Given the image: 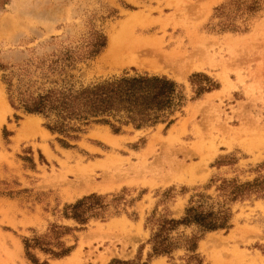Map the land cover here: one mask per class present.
Wrapping results in <instances>:
<instances>
[{"label":"rangeland","instance_id":"1","mask_svg":"<svg viewBox=\"0 0 264 264\" xmlns=\"http://www.w3.org/2000/svg\"><path fill=\"white\" fill-rule=\"evenodd\" d=\"M131 12L147 19L135 25L137 36L210 40L207 65L175 75L104 62L108 31ZM56 61L55 71L85 84L125 71L166 75L182 85L184 105L170 124L115 131L92 122L74 132L77 138L67 137L49 129L44 115L15 108L6 82L54 79L59 74L49 69ZM200 87L207 89L198 94ZM0 95L7 105L0 120V264H37L28 252L40 264H264V191L228 194L233 184L264 177V0H0ZM32 116L37 125L18 136ZM108 154L120 159L111 167L124 176L114 186L82 190L75 170ZM91 173L102 181L101 168ZM94 193L105 196L100 215L85 223L65 215L68 205ZM199 193L211 196L215 209H230L229 226L202 234L181 225L176 233L201 235L196 251L150 256L149 218H180ZM59 242L71 248L68 254L42 248L59 250ZM220 255L227 260L218 263Z\"/></svg>","mask_w":264,"mask_h":264},{"label":"trees","instance_id":"2","mask_svg":"<svg viewBox=\"0 0 264 264\" xmlns=\"http://www.w3.org/2000/svg\"><path fill=\"white\" fill-rule=\"evenodd\" d=\"M105 45V41L95 44L98 52ZM65 60H73L67 58ZM60 61L51 64L50 73L55 74ZM58 77L41 80L19 79L17 85L12 78L6 79L10 92L11 103L15 108H23L29 113H39L48 120L47 127L53 131L64 133L67 137L77 138L74 132L82 131L84 126L92 122L110 124L115 131L122 125L133 124L136 128L155 125L159 122L174 121L176 111L184 105L185 95L183 87L174 79L166 75L149 74L143 72L130 73L125 71L118 76H112L89 84L81 83L74 74H67L63 69L58 71ZM206 76V75H203ZM207 77V76H206ZM208 78V77H207ZM206 87H200L201 94ZM119 123V125H117ZM231 184L225 185L227 192ZM264 191L263 180L255 182L233 184L228 191L230 199L244 197L252 191ZM192 199L185 213L180 218L161 216L157 219L149 218L152 224V255L167 254L180 247L195 252L201 235L177 232L181 225L188 227L196 225L200 231L216 230L229 226L231 211L224 204L217 209L209 202L211 196L203 193ZM105 196L91 194L79 199L66 208L65 215L81 223H85L91 215H100L105 205ZM36 242L35 245H39ZM52 245V243H47ZM60 249L42 247L53 256H63L70 252V247H64L59 242ZM27 248L30 247L26 243ZM28 256L37 264L38 259L30 252ZM196 255L190 256L194 258ZM109 264H140L134 260L113 259ZM142 264H148L144 262Z\"/></svg>","mask_w":264,"mask_h":264},{"label":"bare ground","instance_id":"3","mask_svg":"<svg viewBox=\"0 0 264 264\" xmlns=\"http://www.w3.org/2000/svg\"><path fill=\"white\" fill-rule=\"evenodd\" d=\"M142 17L144 20L145 17L138 12H131L117 26L112 29L110 28L111 30L108 31V47L102 56L104 62L116 65L135 64L156 71L172 72L175 75L184 74L191 69H203L207 65V60L210 57V47L212 45L210 40L189 34L187 36L188 42H186L179 37L174 39L170 36L167 38L166 32L162 36H137L135 34V25L142 20ZM171 18L174 19L172 16L168 17V19ZM203 101L202 99L199 100L191 106V109L195 111V109H198L203 104ZM6 108L0 95V120ZM37 123L38 119L34 116L25 120L19 129L18 136L26 134ZM175 129L176 126L169 132V136L174 134ZM107 135L114 140L110 134ZM153 139L160 140L161 135L156 134L153 136ZM138 156L143 157V154H138ZM65 157V163H68L72 158V154L66 152ZM119 161L120 159L118 160L115 155L108 154L104 159L93 162L97 164L79 166L75 170L79 181L78 184H80L82 190L104 189L114 186L124 176V174L116 172L111 167L112 163H120L121 161ZM128 163L133 162L131 159H128ZM97 168L102 169V181H97L94 174L91 173L93 170L96 171ZM225 254L229 257V253ZM226 256L220 255L217 257L218 263L219 261H226ZM236 256L238 255L236 254Z\"/></svg>","mask_w":264,"mask_h":264}]
</instances>
